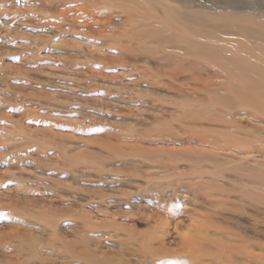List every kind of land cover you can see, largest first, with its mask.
<instances>
[{"label":"rangeland","instance_id":"obj_1","mask_svg":"<svg viewBox=\"0 0 264 264\" xmlns=\"http://www.w3.org/2000/svg\"><path fill=\"white\" fill-rule=\"evenodd\" d=\"M63 4L68 8L75 2L0 0V264H92L89 255H114L106 264H119V257L127 264H150L135 238L155 224L143 218L157 207L154 198L171 195L150 189L153 179L166 176H159L155 163L167 159L168 149L183 148L169 140L182 121L201 119L198 125L210 126L205 121L210 103L237 93L233 88L227 93L216 82L239 81L236 53L243 48H206L193 42L173 48V42L183 45L188 35L173 28L183 21L167 13L156 22L144 12L145 25L137 30L144 49L133 41L120 51L116 43H91L81 33L90 32L86 27H72L68 21L61 29L49 25ZM97 9L114 15L119 31L128 28L122 14L108 5ZM155 36L161 43L157 48L151 46ZM256 52L264 60L261 45ZM157 67L160 76L151 74ZM214 73L219 76H207ZM254 78L264 86V76L261 81L255 73ZM255 97L264 104V88ZM252 111L241 107L237 123L246 129L254 124L255 134L264 136V115L249 119ZM260 148L249 153L257 166L264 162ZM246 154L241 145L237 156ZM181 162L176 171L189 167ZM229 169L221 187L235 194L237 172ZM178 192L188 194L183 188ZM256 192L258 197L264 193L259 183ZM257 205L259 212L263 205ZM162 207V216L172 208ZM226 215L230 227L251 235L246 215ZM176 219L188 223L184 216ZM263 233L260 220L253 235L260 263ZM174 235L166 239L172 248L178 241ZM123 239L127 244H120ZM119 254L124 257L117 258ZM169 257L151 264H190L193 259Z\"/></svg>","mask_w":264,"mask_h":264},{"label":"bare ground","instance_id":"obj_2","mask_svg":"<svg viewBox=\"0 0 264 264\" xmlns=\"http://www.w3.org/2000/svg\"><path fill=\"white\" fill-rule=\"evenodd\" d=\"M72 1L75 2L72 7L65 8L63 4L61 8L56 9L55 16L52 15L48 24L61 29L64 22L68 21L72 27L82 26L84 30L86 27L90 32L81 33L87 35L91 43L105 45L116 43V46L118 45L116 49L120 51L126 50L133 41L138 48L143 44L144 49L141 30L137 31L144 24L141 21L145 18L143 14L147 16L144 12L149 13V17L156 22L159 15L167 13H172L183 21L173 28L188 35L183 45L173 42V48L184 49L193 46L194 43L200 47L232 45L243 48L236 53L237 60L240 61L236 69V79L239 81L233 85L228 82L229 87L226 82H216L227 93H231L233 88L232 91L235 90L238 94L233 92L234 96L231 99L226 97L224 101L210 103L211 112L209 118L205 119L210 124L208 127L198 125L203 122L201 119L181 120L179 131L176 129V134L169 140L181 143L184 145L183 148H170L165 152L167 159H164V156L162 158L165 161L161 162L159 159L157 163L154 162L158 164L159 171L157 172L155 165L156 172L166 176H163L162 180L151 178L154 183H151L153 185L149 188L159 195L168 192L171 195L166 198H154L157 200V207L149 209L150 213L143 218L155 224L135 240L139 242L138 249L144 253L143 257L151 262L156 260L160 262L167 256L173 259L182 255L193 258L192 261L188 260L191 261L190 264H264V257L260 263L253 249L256 245L253 235H256L257 223L264 220V193L258 197L256 192L258 183L264 189V162L257 166V161H253L249 155L255 146H260L264 154V136L255 134L257 128L254 124H250L246 129L237 123L241 121L237 117L241 107L253 109L248 113L249 119H257L261 114L264 115V104L255 101V92L264 86L254 78L255 73L261 76V81L264 76V60L260 59L256 52L258 46L264 48V0H205L198 5H193L190 0ZM104 5H108L111 11L121 13L122 23H126L128 28L119 31V27L112 23L114 15L106 13L107 9H97ZM81 18L83 22L77 24V20ZM91 25L97 27L92 28ZM190 34L198 38L192 40ZM155 37V40L151 41V46L157 48L161 43L158 37ZM151 74L160 76L162 71L158 67L153 68ZM214 75L219 76L218 73L207 76L212 78ZM197 78H200V75ZM233 109H236L235 113L230 112ZM258 112L260 115H257ZM241 145L247 147V154L244 157L237 156ZM180 161L187 162L189 167L176 171ZM229 168H234L237 172L233 174L234 181L239 183V186L232 190L235 194H230L227 189L221 187L225 171ZM181 188L188 194L180 196L178 191ZM257 203L263 205L259 212ZM163 204L172 207L165 211V216H162ZM180 205H183L182 208ZM227 213L246 215L249 220L247 230L251 235L239 230L237 226L230 227L228 224L230 217L226 215ZM180 216L186 217L188 223L182 224V220L176 219ZM172 233L178 240L174 248L166 242ZM121 243L127 244L125 239ZM89 256L92 257V264H106L104 262L106 259L112 260V257H115ZM118 260L119 264H127L120 257Z\"/></svg>","mask_w":264,"mask_h":264}]
</instances>
